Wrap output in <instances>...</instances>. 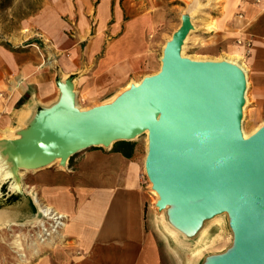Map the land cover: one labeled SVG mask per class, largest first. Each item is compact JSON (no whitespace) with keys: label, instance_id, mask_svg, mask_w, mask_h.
Instances as JSON below:
<instances>
[{"label":"crops","instance_id":"0c3cea01","mask_svg":"<svg viewBox=\"0 0 264 264\" xmlns=\"http://www.w3.org/2000/svg\"><path fill=\"white\" fill-rule=\"evenodd\" d=\"M163 2L150 0L149 15L124 21L119 7L112 11L110 1L102 0L91 34L88 17H75V31L62 17L72 13V0H52L33 19L38 44L0 45V230L13 232L8 240L0 235V246L7 244L0 253L8 259L20 253L15 241L23 248L22 264H210L226 254L169 251L171 243L181 246L207 234L216 216L191 227L176 224L172 209H159L137 139L130 146L92 147L64 162L51 158L44 164L40 155L36 168L24 149L59 140L61 126L40 125L52 111L76 108V102L80 112L105 106L130 81L159 72V31L167 23ZM215 18L217 29L207 34L212 42L201 55L235 53L243 59L244 121L253 134L264 126V0H224ZM44 209L60 215L63 226L40 243L29 234L45 221ZM227 229L232 233L229 223Z\"/></svg>","mask_w":264,"mask_h":264},{"label":"water","instance_id":"95a60500","mask_svg":"<svg viewBox=\"0 0 264 264\" xmlns=\"http://www.w3.org/2000/svg\"><path fill=\"white\" fill-rule=\"evenodd\" d=\"M191 29L189 17H182L159 72L112 104L87 112L68 106L44 117L41 126H61L60 138L24 146L29 166L39 167L40 155L44 164L51 158L64 162L90 147L129 142L148 132L144 169L157 207H174V222L191 227L227 213L233 245L210 264H264V127L242 139L244 74L226 61L182 57Z\"/></svg>","mask_w":264,"mask_h":264},{"label":"rangeland","instance_id":"374dc122","mask_svg":"<svg viewBox=\"0 0 264 264\" xmlns=\"http://www.w3.org/2000/svg\"><path fill=\"white\" fill-rule=\"evenodd\" d=\"M51 1L52 0H0V45L5 47L24 48L29 44L37 43L38 38L35 35L36 27L33 25V19L44 7L50 4ZM100 1L102 0H72V13L68 17H62L65 18V21L69 22L74 31L77 28L75 17H88V23L92 34L96 26V7ZM108 1L111 3L112 11L113 7H119L122 10L124 21L129 20L131 17L141 16V14L149 15L151 12L149 5L150 0ZM223 3L224 0H164L161 11L162 13L166 12L167 23L160 28L159 31L161 38L159 48L156 51L157 56L161 59L166 43L169 41V38H172V35L180 29L182 17L184 16L189 17L192 29L189 30L186 36L187 39L185 38L186 41L183 42V55L186 57L190 56L188 57L190 59L191 56L201 54L202 50L200 49L206 44L212 42V40H206L208 38L207 34L209 31L217 29V20L215 17L222 13ZM68 4L71 3L68 2ZM70 35H72V31H70ZM70 39L73 40L74 38L70 37ZM155 74L157 73H152L149 76ZM142 79L136 83H140ZM133 84L134 82L132 81L128 83V85ZM124 90L120 91V93H123ZM244 119L245 116L243 114L241 126L246 133L250 134V130L246 126ZM136 139L143 144V155L145 156L148 151L147 137L145 135H141ZM147 183L149 184L148 179ZM217 216L212 220L214 222L216 221L213 223L216 227L208 231L207 234L202 237L197 236V239H195L196 241L191 239V241L185 242V245L179 246L175 243H171V247L167 246L169 251L177 250L178 253L229 252L233 245L232 233L227 229L229 216L227 213ZM31 230L32 231H30L29 235H31L32 239H37L35 233L38 232L39 229ZM0 235L3 239L8 240L9 236L7 235H13V232L7 231L5 227L1 228ZM2 245L0 246V249H2L3 252H6L7 247ZM0 256L4 257V259L0 260V264H9L12 261V263L22 264L19 262L18 257H15L13 260L12 258L8 259L7 253H0Z\"/></svg>","mask_w":264,"mask_h":264},{"label":"bare ground","instance_id":"6f19581e","mask_svg":"<svg viewBox=\"0 0 264 264\" xmlns=\"http://www.w3.org/2000/svg\"><path fill=\"white\" fill-rule=\"evenodd\" d=\"M96 17H97V20H100L101 19V8L98 10V14L96 15ZM116 18L118 20V18H119V15L118 14H117V17ZM98 26H99L98 29H100V24ZM186 39L184 40V42L186 41ZM169 41H171V37L169 38ZM183 47L184 46H182V48H181V56L184 57V58H186V59H189L188 57H190V56H187L186 57V56L183 55V52H182ZM161 58H162V56H161ZM190 60L196 61V62H206V61L218 62V61H226V62H228V63L236 66L244 74V78H245V93H244V105L242 107V118H243L244 109H245V106H246V103H247V97L246 96H247V86H248L247 68H246V66L244 64L243 59L238 54H235V53L234 54L226 53V54H223L221 57H216V58L215 57L214 58H209V57H205V56L199 54V55H196V56H191ZM139 84L140 83L138 82V83H134L133 85H127V87L125 88V90H124L123 93L129 91L131 89V87H138ZM123 93H121L120 95H122ZM120 95H118L117 97H119ZM117 97H114L113 100L111 99L112 101L110 103L106 104V105L112 104L116 100ZM75 107L81 111V107H80V105L77 102L75 103ZM241 131H242V139L244 141L248 140L252 135H254V133L253 134L246 133V131L243 130L242 126H241ZM144 135L146 137H148V132H145ZM147 146H148V138H147ZM149 184H150V187L152 189V184L150 182H149ZM152 193L158 199V195H157V193L153 189H152ZM36 203H38L37 200H36ZM168 208L171 209V208H174V207H168ZM52 212L54 213V211H52L51 209H44V211H43L44 215H46V216L52 214ZM51 219H53V218H51ZM42 231L45 232V230H42ZM35 235L37 236V239H38L37 242H40V243H44V242H46V241H48L50 239V238H44L39 231L36 232ZM16 238H17V236H16ZM14 243H15L16 249L18 251H20V253H18V255H17L18 260H19V262L23 263L25 259H24V254L21 253L23 251L22 245H21V243L19 241H15ZM4 245L7 246V244H5V243H4ZM32 247H35L36 248L37 245L36 244H33Z\"/></svg>","mask_w":264,"mask_h":264},{"label":"built area","instance_id":"2783aa9c","mask_svg":"<svg viewBox=\"0 0 264 264\" xmlns=\"http://www.w3.org/2000/svg\"><path fill=\"white\" fill-rule=\"evenodd\" d=\"M43 219L45 221H48L46 223L45 221L39 226V230L44 238H50L53 236L57 231L63 226L62 218L60 215H57L55 212L48 216L44 215L43 213ZM53 218V219H51ZM43 226V227H42ZM42 230H45L42 231Z\"/></svg>","mask_w":264,"mask_h":264},{"label":"trees","instance_id":"16d2710c","mask_svg":"<svg viewBox=\"0 0 264 264\" xmlns=\"http://www.w3.org/2000/svg\"><path fill=\"white\" fill-rule=\"evenodd\" d=\"M121 144H124L125 146H130V143H125V142H122Z\"/></svg>","mask_w":264,"mask_h":264}]
</instances>
